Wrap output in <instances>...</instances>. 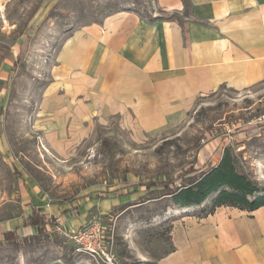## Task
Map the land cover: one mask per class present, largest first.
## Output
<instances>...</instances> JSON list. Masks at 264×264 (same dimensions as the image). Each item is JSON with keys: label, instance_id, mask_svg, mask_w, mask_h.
<instances>
[{"label": "rangeland", "instance_id": "1", "mask_svg": "<svg viewBox=\"0 0 264 264\" xmlns=\"http://www.w3.org/2000/svg\"><path fill=\"white\" fill-rule=\"evenodd\" d=\"M1 1L0 233L20 225L31 206L66 207L70 218L85 217L83 227L100 223L115 264H152L171 250L170 221L181 210L165 207L146 183L213 167L230 148L264 187L256 168L264 166V86L199 95L180 123L159 132H145L131 112L75 122L41 113L52 102L71 101L55 62L79 27L118 11L179 16L160 12L154 0ZM56 227L14 242L0 236V264H97L76 254L57 229L74 230Z\"/></svg>", "mask_w": 264, "mask_h": 264}, {"label": "crops", "instance_id": "2", "mask_svg": "<svg viewBox=\"0 0 264 264\" xmlns=\"http://www.w3.org/2000/svg\"><path fill=\"white\" fill-rule=\"evenodd\" d=\"M154 4L179 18L150 19L118 11L68 36L56 54L55 69L71 101L52 102L42 115L75 122L131 112L145 132H159L180 123L199 95L220 86H264V0ZM216 159L213 165L220 156ZM256 168L264 175V166ZM32 207L68 231L85 222L77 211L70 218L66 207L50 212L41 206L30 211ZM192 211L181 210L172 218L171 250L152 264H264V207L248 212L223 206L207 217ZM24 219L6 231L21 239L36 236L37 227L23 226ZM64 261L59 264H69Z\"/></svg>", "mask_w": 264, "mask_h": 264}, {"label": "trees", "instance_id": "3", "mask_svg": "<svg viewBox=\"0 0 264 264\" xmlns=\"http://www.w3.org/2000/svg\"><path fill=\"white\" fill-rule=\"evenodd\" d=\"M177 180L148 182L145 186L160 191L157 198L165 207L191 208L198 217H207L223 206L248 212L264 207V187L240 168L237 155L230 148L224 149L215 166L199 171L191 166L179 174ZM47 225L55 227V218H47L35 207L23 221V226L37 227L38 236L45 232ZM0 236L8 242L19 239L15 231H6Z\"/></svg>", "mask_w": 264, "mask_h": 264}, {"label": "built area", "instance_id": "4", "mask_svg": "<svg viewBox=\"0 0 264 264\" xmlns=\"http://www.w3.org/2000/svg\"><path fill=\"white\" fill-rule=\"evenodd\" d=\"M73 245L76 254H83L97 264H115L112 252L106 249L103 234V228L100 223L93 219L85 227L74 230V232L64 233L57 229Z\"/></svg>", "mask_w": 264, "mask_h": 264}, {"label": "bare ground", "instance_id": "5", "mask_svg": "<svg viewBox=\"0 0 264 264\" xmlns=\"http://www.w3.org/2000/svg\"><path fill=\"white\" fill-rule=\"evenodd\" d=\"M190 210H191V208H190V209H185L186 212H188V211H190Z\"/></svg>", "mask_w": 264, "mask_h": 264}]
</instances>
